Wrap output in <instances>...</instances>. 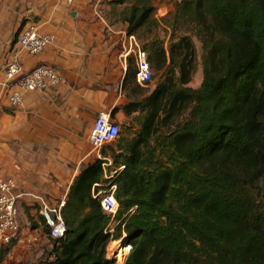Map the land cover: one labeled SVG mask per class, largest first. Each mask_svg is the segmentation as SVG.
I'll list each match as a JSON object with an SVG mask.
<instances>
[{
  "label": "trees",
  "instance_id": "16d2710c",
  "mask_svg": "<svg viewBox=\"0 0 264 264\" xmlns=\"http://www.w3.org/2000/svg\"><path fill=\"white\" fill-rule=\"evenodd\" d=\"M153 1L108 4H130L120 14L126 36L147 53L150 69L161 70L168 56L178 78L121 107L136 115L135 135L119 131L104 159L76 175L61 210L65 235L48 237L52 259L39 264H115L106 256L110 240L130 248L125 264H264V0H180L164 20L167 49L157 37L140 43V30L159 26ZM194 41L202 51L195 90L186 87ZM135 73L128 57L122 87ZM107 159L124 166L110 181ZM110 186L120 222L112 236L97 196ZM13 246L0 249V264Z\"/></svg>",
  "mask_w": 264,
  "mask_h": 264
},
{
  "label": "crops",
  "instance_id": "0c3cea01",
  "mask_svg": "<svg viewBox=\"0 0 264 264\" xmlns=\"http://www.w3.org/2000/svg\"><path fill=\"white\" fill-rule=\"evenodd\" d=\"M101 1L0 0V180L12 178L14 193L21 196L16 208L23 236L28 221L37 223L32 224L36 232L43 230L41 204L65 202L76 175L97 159L89 141L95 117L115 108V123L126 117L121 110L125 67L116 44L120 41L122 50L129 42L124 25L117 31L103 20ZM27 23L54 38L37 56L20 52L15 43ZM14 57L26 71L55 68L61 82L45 92L26 93L21 105L11 108L2 84L5 65Z\"/></svg>",
  "mask_w": 264,
  "mask_h": 264
},
{
  "label": "built area",
  "instance_id": "2783aa9c",
  "mask_svg": "<svg viewBox=\"0 0 264 264\" xmlns=\"http://www.w3.org/2000/svg\"><path fill=\"white\" fill-rule=\"evenodd\" d=\"M67 5H71L76 0H64ZM98 4L100 0H88ZM129 45L121 50L120 58L123 67L126 68L127 58L133 57L135 60V82L139 86H144L152 81L151 69L147 60V53L143 51L137 43L134 36H126ZM53 36L50 34H41L37 25L27 23L19 28L15 36V43L20 52H25L30 56H37L46 50L53 43ZM4 83L2 86L9 90L7 96L8 105L11 108H17L21 105L23 96L29 92H45L50 88L57 86L61 82L59 72L50 66L39 65L30 71H26L21 61L14 57L6 65L3 71ZM119 136V125L111 120L109 112L99 113L92 124L89 132V141L97 159H104L100 155V149L104 146L114 143ZM110 161L103 164L108 166ZM124 166L118 167L109 178L117 172L123 170ZM106 176V179H109ZM15 182L12 178L0 180V249L15 240L19 235L18 212L16 208L17 200L21 197L14 193ZM114 186L109 189L99 191L101 195L100 206L102 210L110 215V222L104 230L105 234L113 235L115 228L120 222L115 221L118 210V204L114 197ZM64 206V200L59 201L54 207L46 203L41 204V216L44 228L47 229V237L52 240L61 239L65 235V224L61 215ZM124 235V233H122ZM123 242L121 240H110L108 248L112 243ZM127 247V246H126ZM124 247V248H126ZM120 248V247H119ZM110 250V248H109ZM107 251V248H106ZM130 251V248H129ZM129 251L112 255L106 253L107 258L115 259V264H125Z\"/></svg>",
  "mask_w": 264,
  "mask_h": 264
},
{
  "label": "rangeland",
  "instance_id": "374dc122",
  "mask_svg": "<svg viewBox=\"0 0 264 264\" xmlns=\"http://www.w3.org/2000/svg\"><path fill=\"white\" fill-rule=\"evenodd\" d=\"M180 0H154L153 5L155 8L154 11V19L159 22V26L155 27L154 25H149L145 29H142L139 31L138 36L141 38L140 43L141 46L145 44L146 41L152 40L153 37H157L161 40H163L164 48H168V41H169V29L164 23V20L170 17V15L174 11V6L177 2ZM108 0H102L99 8L100 15L109 24H112L117 31L118 30H124L123 24L120 22V14L130 6L129 3L120 5V6H111L108 4ZM195 45V61H194V70L190 76V82L186 87L191 89H198L202 82V51L201 47L198 42L194 41ZM121 45L120 41L116 44V49L118 54H121ZM141 48V47H140ZM133 58V57H132ZM134 60V58H133ZM135 63V60H134ZM126 69V68H125ZM151 74H152V81L151 83H148L144 86H139L136 82H127L124 87L121 89L122 91V100L123 104H127L130 102H137L142 100L150 91L154 89V87L163 82L167 78H172L173 80H177L178 78V72L174 68L171 67V64L169 62L168 56L166 57V63L164 67L161 70L155 71L151 67ZM135 114H133L130 117H124L121 120V123L119 125V131L125 132L128 138H131L135 135L137 130V121L134 119ZM105 149L108 152V149H106V146L102 147L100 149V155L101 151ZM94 154V152H93ZM102 156V155H101ZM110 164L108 166H105V173L107 178H109L110 175L117 169L113 167L111 160ZM110 167L111 171L108 172L107 168ZM116 175V174H115ZM113 177L106 179L108 181L112 180ZM26 224V223H24ZM32 224L36 225L37 223H30L28 221L29 231L27 236H23L20 232L18 235L17 240L14 242V246L12 247L11 251L6 256L5 260L2 264H39L42 261H47L52 259V250L53 245L50 242L49 238L44 233V228L41 231H35L32 226ZM42 229V228H41ZM109 245V244H108ZM107 245V251L106 253L110 252L112 255L115 251V256L117 253L121 251V249H125L127 245H123L120 241L117 243H112L109 248ZM120 247V248H119ZM126 251H129V248L126 247ZM125 251V252H126ZM115 260V259H113Z\"/></svg>",
  "mask_w": 264,
  "mask_h": 264
},
{
  "label": "bare ground",
  "instance_id": "6f19581e",
  "mask_svg": "<svg viewBox=\"0 0 264 264\" xmlns=\"http://www.w3.org/2000/svg\"><path fill=\"white\" fill-rule=\"evenodd\" d=\"M121 251H122V249H121ZM121 251L119 253H121Z\"/></svg>",
  "mask_w": 264,
  "mask_h": 264
},
{
  "label": "water",
  "instance_id": "95a60500",
  "mask_svg": "<svg viewBox=\"0 0 264 264\" xmlns=\"http://www.w3.org/2000/svg\"><path fill=\"white\" fill-rule=\"evenodd\" d=\"M125 243H123V245H124ZM125 245H127V244H125Z\"/></svg>",
  "mask_w": 264,
  "mask_h": 264
}]
</instances>
